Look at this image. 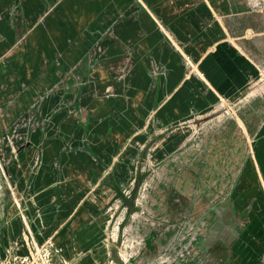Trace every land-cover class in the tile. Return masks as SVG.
<instances>
[{
    "label": "rangeland",
    "instance_id": "obj_1",
    "mask_svg": "<svg viewBox=\"0 0 264 264\" xmlns=\"http://www.w3.org/2000/svg\"><path fill=\"white\" fill-rule=\"evenodd\" d=\"M141 12L0 0V218L56 203L73 231L91 228L82 253L103 249L106 264H264V181L241 103L160 126L153 111L179 71ZM248 96L264 98V71Z\"/></svg>",
    "mask_w": 264,
    "mask_h": 264
},
{
    "label": "crops",
    "instance_id": "obj_2",
    "mask_svg": "<svg viewBox=\"0 0 264 264\" xmlns=\"http://www.w3.org/2000/svg\"><path fill=\"white\" fill-rule=\"evenodd\" d=\"M129 1L141 5L139 18L148 30L161 39L167 36L163 46L179 71L175 74L169 69L173 85L153 111L156 122L165 126L207 116L221 100L241 103L239 120L246 131L240 126L252 151L248 167L264 181V98L248 96L264 71V8L254 9L251 0ZM0 33L5 34L2 26ZM7 46L8 37H1L0 54ZM1 210L0 264L30 262L31 242L55 250L51 264H72L74 259L75 264H106L103 249L82 253L91 242V228L73 231L77 219H70L64 207L48 203L39 208V217L29 219L22 218L14 206ZM75 242L79 252L71 250Z\"/></svg>",
    "mask_w": 264,
    "mask_h": 264
},
{
    "label": "built area",
    "instance_id": "obj_3",
    "mask_svg": "<svg viewBox=\"0 0 264 264\" xmlns=\"http://www.w3.org/2000/svg\"><path fill=\"white\" fill-rule=\"evenodd\" d=\"M250 5L254 9L264 8V0H251ZM222 102H223V100H221V103ZM33 253L35 255H38V257H37V259L32 258L35 260L31 264H34V263L37 264V262H40V264H51L52 263V259H53L52 257L53 256H51L50 248L47 247V245H42V246L37 247Z\"/></svg>",
    "mask_w": 264,
    "mask_h": 264
},
{
    "label": "bare ground",
    "instance_id": "obj_4",
    "mask_svg": "<svg viewBox=\"0 0 264 264\" xmlns=\"http://www.w3.org/2000/svg\"><path fill=\"white\" fill-rule=\"evenodd\" d=\"M32 254H33V252H31ZM35 259H32V261L29 263V264H31L33 261H34ZM40 263V262H39ZM38 262H37V264H39ZM25 264V263H24Z\"/></svg>",
    "mask_w": 264,
    "mask_h": 264
},
{
    "label": "water",
    "instance_id": "obj_5",
    "mask_svg": "<svg viewBox=\"0 0 264 264\" xmlns=\"http://www.w3.org/2000/svg\"><path fill=\"white\" fill-rule=\"evenodd\" d=\"M35 264V263H34Z\"/></svg>",
    "mask_w": 264,
    "mask_h": 264
}]
</instances>
